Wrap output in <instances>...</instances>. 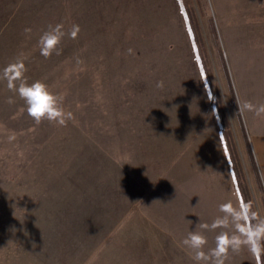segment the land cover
<instances>
[{"label": "rangeland", "instance_id": "rangeland-1", "mask_svg": "<svg viewBox=\"0 0 264 264\" xmlns=\"http://www.w3.org/2000/svg\"><path fill=\"white\" fill-rule=\"evenodd\" d=\"M259 9L264 0H0V69L25 59L29 82L72 114L36 125L0 80V264H196L181 241L221 203L252 201L264 215L228 69L251 19L264 24ZM57 24L80 31L45 58L39 37ZM226 264L259 260L244 249Z\"/></svg>", "mask_w": 264, "mask_h": 264}, {"label": "clouds", "instance_id": "clouds-1", "mask_svg": "<svg viewBox=\"0 0 264 264\" xmlns=\"http://www.w3.org/2000/svg\"><path fill=\"white\" fill-rule=\"evenodd\" d=\"M79 31V25H73L68 32H65L62 24L49 25L38 40L40 55L49 58L53 53L59 54V45L65 36L75 39ZM25 32L30 33L31 29L26 28ZM128 51L132 52L131 49ZM26 73V62L21 57L0 69V80L6 81L8 90L13 93L7 102L15 103L14 97L22 100L28 116L36 125L46 120L61 127L66 126L72 114L65 111L63 96L52 92L42 80L29 82ZM163 86V81L156 84L157 88L162 89ZM236 101L239 114L249 111L256 117L264 118V103L254 105L250 101ZM218 211L220 215L211 223L198 224L197 230L189 231L181 241L196 264H226L230 255L239 254L244 249L257 260L264 256V215L254 208L252 201L245 202L238 198L234 204L229 200L221 203ZM206 232H217L213 247H207L209 241Z\"/></svg>", "mask_w": 264, "mask_h": 264}, {"label": "crops", "instance_id": "crops-1", "mask_svg": "<svg viewBox=\"0 0 264 264\" xmlns=\"http://www.w3.org/2000/svg\"><path fill=\"white\" fill-rule=\"evenodd\" d=\"M258 15H264L263 9L258 10ZM249 29L246 32L251 33L250 40H244L246 35L240 36L234 54L230 52L233 58L232 65L228 67L231 76L229 84L233 85L231 94L237 116L246 130L264 189V118L256 117L249 111L239 114L236 101H250L254 105L264 103V24H255L251 19Z\"/></svg>", "mask_w": 264, "mask_h": 264}, {"label": "trees", "instance_id": "trees-1", "mask_svg": "<svg viewBox=\"0 0 264 264\" xmlns=\"http://www.w3.org/2000/svg\"><path fill=\"white\" fill-rule=\"evenodd\" d=\"M241 125H242L243 134H244V137H245V141H246L247 149H248V152H249V154H250V158H251V160H252L253 170L255 171V174H256L257 179H258V181H259V185H260V187H261V190H262V192L264 193L263 184H262V181H261V176H260V173H259V170H258V167H257V163H256L255 158H254V156H253V151H252L251 145H250V143H249V141H248V136H247L246 130H245V128L243 127V126H244L243 123H241ZM234 175H235V178H236V181H237V177H236V173H235V172H234ZM237 185H239L238 182H237ZM260 261H261V260H260V258H259V264H260Z\"/></svg>", "mask_w": 264, "mask_h": 264}]
</instances>
